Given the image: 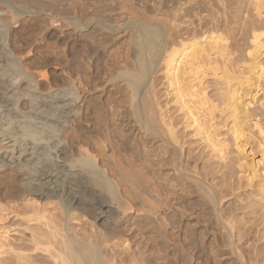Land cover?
Here are the masks:
<instances>
[{
	"label": "bare ground",
	"instance_id": "1",
	"mask_svg": "<svg viewBox=\"0 0 264 264\" xmlns=\"http://www.w3.org/2000/svg\"><path fill=\"white\" fill-rule=\"evenodd\" d=\"M6 1L0 0V78L4 83L0 87V145L3 146L0 184H16L21 188L20 193L23 191L25 197L39 203L31 213L44 227L38 226L33 232L30 250L36 254L41 252L38 255L45 257L42 261L45 264H192L198 253L194 251L203 247L208 264L212 258H216V264H225L222 259L225 255L233 256L232 264H264V244L258 245L257 239V244L253 240L249 254L245 252L253 226L235 213L242 206L229 202L230 206L225 207L223 203L232 193L234 171L227 162L228 142L221 137L216 121L217 111L238 110L246 100L247 91L264 73L258 60L264 52V0H249V8L256 16L247 22L249 30L245 29L246 34L251 32L253 37L247 60L249 74L233 70L231 63L229 66L228 38L207 22L228 20L230 14L226 9L240 3V11L242 8L244 11L248 0H138L143 13L138 12L133 0H120L131 4L132 17H129L133 18V13L137 16L133 18L134 23L130 20L132 24L115 20L114 0H109L112 7L106 0H55L43 5L37 0L40 6H36L37 9L36 0H31L32 7L29 0ZM64 1L69 8L62 7ZM236 8L239 11V7ZM36 10L48 15L47 21L43 20L58 30L59 36H66L69 31L76 36L68 49L71 63H67L71 65L65 63L69 69H62L65 75L62 85H56L58 80L56 84L46 81L52 56L56 64L64 62L62 53L47 52L53 40L46 44L42 39L46 51L37 50L36 53H41L37 54L41 58L38 56L39 62L38 59L27 61L33 55L31 48L26 49V54L13 51L17 42L11 41V28L19 27L21 20L35 15ZM9 20L12 22L8 23ZM230 21H222L226 30ZM207 23L209 27L205 28ZM192 25L196 32L188 34L187 29ZM123 31H128L130 37L119 45L115 37ZM174 35L178 37L172 42ZM53 44L57 48V43ZM159 71L164 78L161 82L166 96L172 98L182 113L185 128L191 129L193 136L204 143L208 154L221 162L219 169L204 173L196 161L190 162L194 159L192 150L184 147L188 141L178 133L176 118L170 115L167 104L165 108L158 102V89L155 90L158 85L154 78ZM207 75L212 77V82L224 85L221 89L225 99L221 108L210 95ZM42 80L47 82L45 90L41 89ZM14 84L19 85L20 90L31 92L29 96H37L42 91H47L48 95L40 104L35 102V97L29 102L28 97L27 100L23 97L28 96L27 92L22 91L21 95L20 91V96L13 99L15 110L23 108L25 114L19 116L17 112L18 116H12L15 120L7 122L4 111L7 98L2 89L15 88ZM109 86L111 91H108ZM245 87L247 90L242 94ZM10 93L8 100L13 96V92ZM32 101L36 104L31 106ZM24 102L30 106L21 107ZM54 103L56 106H51ZM30 107L32 112L28 111ZM53 109L57 115L51 113ZM27 111L28 115L32 114L28 116ZM248 115L245 109L243 116ZM230 130L235 140L243 135V128L236 124ZM153 141L157 142L150 145ZM253 178H249L251 185L255 184ZM256 183L257 186H252L260 192L263 182ZM232 191L234 193L235 188ZM201 199L205 200L204 204ZM46 201H56L59 212L47 215ZM209 213L216 219V234L211 243H204L211 224L203 230L187 220L195 214L197 222L204 223V216ZM81 216L92 225L76 231L72 221ZM177 223L181 231L171 232L169 225ZM122 238L124 241L132 239L135 249L130 251L132 246H128L123 250L125 256L120 258L119 244L113 245L112 241ZM150 248L152 252L146 254ZM24 258L17 255L18 261L12 264L31 261ZM30 264L35 263L32 260Z\"/></svg>",
	"mask_w": 264,
	"mask_h": 264
},
{
	"label": "rangeland",
	"instance_id": "2",
	"mask_svg": "<svg viewBox=\"0 0 264 264\" xmlns=\"http://www.w3.org/2000/svg\"><path fill=\"white\" fill-rule=\"evenodd\" d=\"M2 1H6V0H2ZM32 1H34V0H32ZM32 1L29 0L31 7L33 5ZM45 1H47V2H45ZM54 1L55 0H53V1L49 0V2H48V0H43L42 3H41L40 0H38L40 5H43V3L44 4L45 3L46 4L47 3L48 4L49 3H53ZM110 1L106 0V3L108 2L109 5L111 6V2L112 1L111 2ZM130 1H132V0H130ZM130 1H128V2H130ZM137 1L138 0H133L132 4H134V6H136L138 12L140 11L141 13H143L142 7H141L142 3L141 2L138 3ZM250 1L248 0L247 1L248 3L246 2L247 5L245 6L246 8L244 7V11H243V8L240 11V6H241L240 3L233 4L234 5V6L232 5L233 7L230 6V7H232V8L229 7V9H232V10H230L231 12L229 11V9H226V12H228L230 14V16L228 14L229 19L232 20V21H230V24H229V26L232 27V28L231 29H229L230 27L227 28L228 31L226 30L225 26L222 24V21H223V23H224V21L228 22L229 19L228 20H226L225 18L218 19V17H217L216 20L218 19L219 22L218 21H216V22L207 21L208 23H211V24H209L210 26L213 24L216 27V29L219 28L218 32H223V34L227 36V38H228V46H230L228 48V52H229V54L231 56L230 57L229 54H228V57L231 58V60L229 61L228 64H229V66L231 64H233L230 67H232L233 70L236 69L235 71L239 70L238 73L241 72L243 74H249L248 73L249 72L248 71V61H247L249 59L248 52H249V50L252 49V44H253V40H252L253 37H252L251 32H247V34H246V32H245L246 30L245 29L248 28V30H249V25H248L249 23H247V22H249L251 19L256 18L255 11H253V9L249 8V6H250L249 2ZM7 2H8V0L6 1V3ZM117 2H118V4H117ZM39 4L37 3V0H36V3L34 5H35V7L36 6L40 7ZM63 5L64 6L66 5L65 8L66 7H68V8L70 7V5L66 4V1H64V3L62 4V7H63ZM113 5H114L113 8H116V12L113 13V15L115 17V20L117 19L118 23H119V20H120V23L122 22L123 24L124 23L125 24L126 23L127 24H132V22L134 23V19L133 18H135L137 16H135V14L133 13V18H130V17H132V12L130 11L131 10V4L124 3V2L122 3V1H120V0H117V1L114 0V2L112 3V6ZM35 7L33 9H35ZM37 7H36V9H37ZM120 7H121V9H120ZM236 7H239V11H238V9ZM122 8H123V10H122ZM3 9L7 11V16H8L9 15L8 14L9 11L7 10V8L5 7ZM118 9H120L121 11L119 12ZM124 9H126L125 12H124ZM236 10L238 12H240V13H238ZM38 13H40V14H38ZM43 13L45 14V12H43ZM43 13H42L41 10L37 11V13H36V14H38L37 18H36V14L33 15V16H28V17L26 16V20H25L26 21V25H25V21H24L25 17H24L21 20V22H20V26L18 25L19 27H12L11 28V32H12L11 33V39H12V37L14 39V41H13V39L11 41L14 44L17 42L16 45L14 46V48H13V51L14 50H19L20 52L26 54L28 52V50H29L28 48H31L30 50H32L33 55L29 59H27V61L28 62H30V61L31 62H36L37 60H35V59H38V56H39V59L41 60L40 51L41 50L42 51H46L45 50L46 49V45L44 44L43 40H45L46 44H49V42L51 43V41L53 40L52 41L53 43H57L56 44L57 48L54 46L55 44L51 43V47H47V52H49V53L56 52V54L59 53V55H61V53H62L61 56L64 55L63 56L64 57L63 58L64 62H62L63 63L62 65H58V64H56V60H54L55 58L52 56L51 60L53 59V61L51 62V60H50L49 64L47 65V69H48L50 74L48 73L47 77H49V79H47L46 81L50 80V82H52L53 84H56L59 81L60 84L58 83L56 85H62L65 82V75H64V72H62L63 71L62 69L63 68L65 69L66 67L68 68V66L70 67V65H71L70 64L71 62L69 60L71 55H70V53H69L70 51L68 49H69V47H71L72 43L75 42L74 39H75L76 36L74 37L73 35H70L69 32H71V31L66 33L68 30L65 31L67 37L65 35L64 36H62V35L59 36V34H58L59 31L58 30L56 31L55 28H51L52 26L50 27L44 21V20L47 21L48 15L45 14L46 15L45 16ZM1 14H2V12L0 13V15ZM129 15H130V17H129ZM250 15H251V17H250ZM34 16H35V19L37 20V22H35L36 20L34 19ZM39 16H40V18H39ZM44 16H45V18H44ZM120 16H122V17H120ZM231 16L233 17V19H232ZM30 18L33 21H31ZM125 19H126V22L124 21ZM128 19H129V21H128ZM222 19H224V20H222ZM27 20L29 21V24H28ZM39 20L41 21V23L39 22ZM130 20H132V22ZM10 21L11 20H9L8 23L12 22V21L11 22ZM135 21H136V19H135ZM32 22H34L37 25V27L35 25L36 28L34 27V25H33L34 23H32ZM114 22H116V21H114ZM226 22H225V24H226ZM38 23H40V25H41L40 27H41L42 30L39 28V24ZM208 23H207V25H208ZM231 23H232V26H231ZM27 24H28V28H25V27H27ZM30 24H31V26L32 25L33 26L29 27ZM43 25H45L44 28H45L46 32L43 31ZM46 25L49 26L48 29L46 28L47 27ZM207 25L204 26V27L205 28L209 27V25L208 26ZM0 27H2V25H0ZM201 27L202 26H200L198 28L200 29ZM23 28H24V32L20 33V30L23 31ZM38 28H39L40 32L43 31V32H41V33H43L42 35H41V33L39 35ZM188 28H189V29H187L188 30V34L189 33L193 34V33L196 32V30L194 29L193 25L188 27ZM33 29H34V31H32ZM35 29H37L38 33H37V31H35ZM191 30H192V32H191ZM32 32L35 34V36L38 38L39 41L37 40V38L34 36V34ZM260 32H262V31H260ZM28 33L29 34H33V37L30 38ZM45 33H47V34L45 35ZM22 34L25 37V39L22 36ZM124 34H125V36H124ZM38 35H39V37H38ZM51 36H52V38H51ZM55 36H56V38H55ZM68 36H70V38ZM71 36H72V38H71ZM128 36L130 37L128 31L126 33L123 31V32H120L119 34H117L116 37H118V39L116 37H115V39L119 40L118 44L120 45L122 42H124L125 39L129 40ZM175 36H177V35H174V37L171 38L172 42L174 40H177L176 38L178 36L176 38H175ZM16 37H17L18 40H16ZM32 38H34V40L36 42L32 41L33 40ZM66 38L69 39V40L67 39L68 40L67 42H65ZM55 39L57 40V42L55 41ZM81 39L82 38H80L79 40H81ZM29 40L32 41V44L30 43L31 41H29ZM47 40H49V41L47 42ZM26 41L27 42L29 41L28 42L29 44H27ZM6 43H7V40H6ZM63 43L64 44L68 43L67 45H65L67 48L64 46ZM58 45H59V47L61 46L62 48L61 47L58 48ZM38 47H39V49H38ZM44 47H45V49H44ZM63 47H64V51H63ZM48 48H50V49H48ZM26 49H28V50H26ZM37 50H40V51L38 53H36ZM60 50H61V52H60ZM65 50H66L67 53L65 52ZM33 51H35V52H33ZM39 53H40V55H37ZM35 56H37V57H35ZM106 57H107V55H106ZM39 59H38V62L40 61ZM65 59H66V62H65ZM218 60H221V58L219 57ZM258 60L260 62V65L264 69V52L259 57ZM68 61L70 63H67ZM65 63L68 66H65ZM55 65H57L58 67L55 66ZM63 65H64V67H62ZM59 66H61V67H59ZM159 72L160 73H155V74H157V76L154 75V76H156V78H154L155 83H156V85H158V88L156 86L155 90L157 91V89H158L157 94H159V96H158L159 98H158L157 94L155 92L156 97L158 98V102L161 105H164L163 107L166 108L168 106L170 115L172 114L173 117L176 118L175 121H177L176 123L178 124L177 125L178 126L177 127L178 128V133L181 135V137L183 138L184 141H185V139H186V141H188V142L185 141L186 144H185L184 147L186 149H191L192 150L191 157L193 156L194 159L191 158L192 161L190 160V162L192 163V162L196 161L199 164V166L202 168L204 173H206L207 171H210L212 168H215V170H216V168L219 169L220 166H221V162H219L216 158H213V157H211L208 154V150L205 148L204 143L202 141H200L196 136H193L194 132L191 129H186L185 128V125H184V122H183L184 119L181 118L182 117V113L178 110L177 106L171 100L172 98L170 96H166L167 95L166 91H164L165 86H164V83H162V82H164V78H162L163 76L160 75L162 72L161 71H159ZM57 77H58V79H57ZM159 78H160V81L158 82ZM205 80L208 81V82L210 81V84H211V88L209 89L210 90V95H213V97H215L216 104L219 106V108H221L222 106H224L223 102H224V99H225L224 90L221 89L224 85L221 82H217V81L216 82H212V77H210V75H207ZM1 81H2V83H1ZM46 81L45 80L41 81V82H43L42 85H41V89L42 90L47 89V87H46L47 86V82ZM254 81H255V79H254ZM44 82H46V84H44ZM160 82H161V85H160ZM0 84H1L0 87H2L3 84H4L3 80L1 78H0ZM14 86H15V88L12 87L13 89L10 87L11 90L10 89H8V90L2 89V92L5 93L4 95L7 98V103H5V105H4V107L6 108V110H4L5 111V120L7 122H10V121L13 122L12 119L15 120V118H13L12 116H18V115L19 116H24V114H25L23 108H19L18 111L15 110L16 107H15V102L13 100L15 98V96L19 97L20 93L22 91H24V93L27 92L26 94H28V93L30 94L31 93V92H28L26 90H22V89L20 90L19 85L16 86L14 84ZM245 86H246V84H245ZM109 87H111V86H109ZM109 87H108V89H109ZM111 90H112V87L108 91H111ZM246 90H247V88L245 87L242 94H244ZM11 91L13 92L12 93L13 96L10 95L11 99L8 100V98H9L8 96H9V94H11L10 93ZM14 91L17 92L18 95L15 94ZM46 92L47 91H42L41 94L37 93V96H36V94L35 95L33 94V96H29V94H28V96L26 95V96H23V97L26 98V100H27V97H28V101H29V99L32 100V98L35 97V102H37V103L40 102V104H41V101L43 100V98L45 100V97H47V95H48V92L47 93ZM247 92L248 93H247V97H246L245 102L242 103V105H240L238 110H236L235 112L232 113L231 109H225L224 111L220 112V111H217L218 110L217 109L216 110L217 111L216 112V121L218 123V128H219V130H220V132L222 134L221 137L225 138L227 140V142H228V160H227V162L231 165L232 171H234V175L232 177V181H233L232 185H233V188H235V191L233 193V191H232L233 188L230 189L231 190L230 192H232V193L229 192L231 195L229 194V196L226 197L223 200V203H226L225 207L226 206H230L229 202L234 203L233 206H236V204H237V207H241L242 206L240 208V210L238 208V212H235V213L240 215L239 217H243V218H241L242 221H244V222L246 221L247 222V220H248L249 222H247V223L245 222L247 225L253 226V229H252V227H250V231H251L250 235H252V236H248V237H250V241L245 245V249H246L245 252H246V254H249L248 250H249L250 246L252 245L253 240H254V242H256L255 240L257 239V241H259L258 245H260V246H263V244H264V188L262 190H260V192H259L258 189H256L254 186H252L254 184V182H253L252 185L249 184V178H252V176H254V178H253L255 180V184L254 185L255 186L258 185L256 182H258V183L261 182V184L263 182L262 185L264 186V73L262 74L261 77H259L256 80L254 87H252L250 89V91H247ZM22 94H23V92L21 93V95ZM16 98H15V100H16ZM36 99H38V100H36ZM11 100H12V102H11ZM10 102H11V104H13L12 108H11ZM32 103L36 104V103H34V101H32L31 102V106H32ZM6 104H7V106H6ZM9 104H10V106H9ZM166 104H167V106H166ZM247 104H249L248 107H247ZM54 105L56 106V103L52 104L51 106L54 107ZM28 106H30V105L29 104L27 105V103H25V104H22L21 107H28ZM243 107H246V108H243ZM13 108H14V110L16 112L14 110H12ZM43 108H45V107H43ZM7 109H9L8 115L6 114L7 111H8ZM245 109L249 113V115L246 116V117L243 116ZM19 110L20 111L22 110V111L19 112ZM28 111L32 112L31 107H30V109H28ZM28 111L26 112L27 115H28ZM12 112L14 113V115H13ZM17 112L19 113L18 115L16 114ZM51 113H54V115H57L56 113H58V112L55 113V111L53 109V111ZM31 114L32 113H29L28 116H30ZM36 121H38V120H36ZM234 124H236L237 126H240L241 128H243V135L240 137L239 140H235L233 138L232 132L230 130V128ZM67 130L68 131L70 130L69 127L67 128ZM135 132L137 134L138 130H136ZM155 142H157V141L151 142L150 145H153ZM158 144H160V143H158ZM1 148H3V146L1 147V145H0V150H1ZM1 154H3V153H1ZM188 159H189V156L187 155V160ZM170 174H172V172H170ZM210 177H211V175H209V178ZM7 185H9V186L7 187ZM0 187H1L0 188V264H12L13 261L14 262L18 261V259H16L17 255H19L21 257H26L27 261L31 260L30 261L31 263H32V260H33V262L35 264L36 263L45 264L46 262L45 263L42 262V261H45V259H44L45 257H42L41 254L38 255L41 252H38L36 254V252H32L30 250V248L32 246V235H33V232L35 230H37V228L42 226V223L41 222H37L35 220V217L32 216V213H31L32 208L34 206L36 207L37 205H39V203H36L37 201L36 200L34 201L30 197H25V195L23 194V191H22V193H20L19 190L21 191V188H19V186L16 185V184H14V185H12V183H8V184H5V185L4 184H2V185L0 184ZM16 187H18L19 189L18 188L16 189ZM184 200H187L189 202L192 199H184ZM193 200H197V199H193ZM201 202H202V204H204L205 200L201 199ZM235 202H236V204H235ZM45 204H47V205H45V209L47 210V215L49 214L51 216L52 214H56V213L59 212V207H58L56 201H46ZM255 213H257V214H255ZM244 216H245V218H244ZM247 217H248V219H247ZM204 220H205L204 223H200L199 224L197 222L196 215L194 214V215H192V216H190L188 218L187 223L188 222H192V225H194L196 227H199L200 229H203V230L205 229L206 226L211 224V229L209 231L210 234H207L205 236V238L203 239L204 243H211L213 238H214V234H216V219H215V217L212 214L209 213L208 215L204 216ZM178 224H180V223H177L176 225H169L170 231L171 232H175V233L176 232H180L181 228H179L177 226ZM91 225H92V222L89 221L84 216H81L78 219L72 221V226L76 227L75 228L76 231L77 230H81L82 228H90ZM43 227L44 226H42V228ZM121 228H119L118 230H121ZM119 235H122L121 231L119 232ZM239 235H240V233H239ZM125 238L115 239L114 241H112L113 245L115 243L119 244V246L117 247V251H118L117 253L120 254V258H121V255H122V257L125 256V254H123V250L125 248H127L128 246H132L130 251L135 249V246L133 247L132 239L128 238V239H126L127 241H124ZM256 244H257V242H256ZM174 247L175 246H173V245L171 246L172 249H174ZM263 249H264V246H263ZM143 250L146 251L147 249H143ZM215 250H216V247H215ZM150 252H152L151 248H150L149 251H147L146 254H149ZM196 252H198V253L193 258L192 264H194V262H195V264H208V262H206V257L203 256V254L205 253V250L203 249V247H200L199 250H195L194 251V253H196ZM37 255L39 257H37ZM30 257L33 258V259H31ZM210 257L212 258V254L210 255ZM26 258H24V260H26ZM215 259L216 258H212V260L210 259L209 263L210 264H216V260ZM222 259L224 260L225 264H232L233 260H234L232 255H225V256H223ZM30 262L29 263L27 262V263L30 264ZM133 264H136V263H133ZM138 264H141V263H138ZM260 264H263V263H260Z\"/></svg>",
	"mask_w": 264,
	"mask_h": 264
}]
</instances>
